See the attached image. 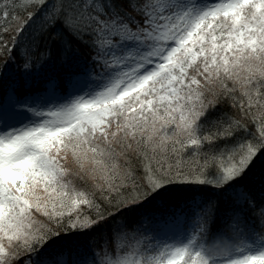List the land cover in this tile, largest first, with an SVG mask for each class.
I'll use <instances>...</instances> for the list:
<instances>
[{
  "label": "snow or ice",
  "instance_id": "6c2138e0",
  "mask_svg": "<svg viewBox=\"0 0 264 264\" xmlns=\"http://www.w3.org/2000/svg\"><path fill=\"white\" fill-rule=\"evenodd\" d=\"M0 264H264V0H0Z\"/></svg>",
  "mask_w": 264,
  "mask_h": 264
},
{
  "label": "trees",
  "instance_id": "16d2710c",
  "mask_svg": "<svg viewBox=\"0 0 264 264\" xmlns=\"http://www.w3.org/2000/svg\"><path fill=\"white\" fill-rule=\"evenodd\" d=\"M259 167H260L259 162H257V168L255 170V171H257V173L259 172Z\"/></svg>",
  "mask_w": 264,
  "mask_h": 264
}]
</instances>
